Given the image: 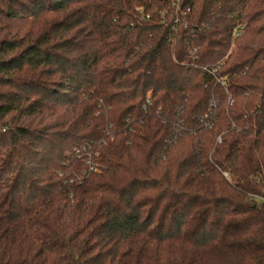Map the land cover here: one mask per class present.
Wrapping results in <instances>:
<instances>
[{"label": "trees", "instance_id": "16d2710c", "mask_svg": "<svg viewBox=\"0 0 264 264\" xmlns=\"http://www.w3.org/2000/svg\"><path fill=\"white\" fill-rule=\"evenodd\" d=\"M0 264H264V0H0Z\"/></svg>", "mask_w": 264, "mask_h": 264}]
</instances>
